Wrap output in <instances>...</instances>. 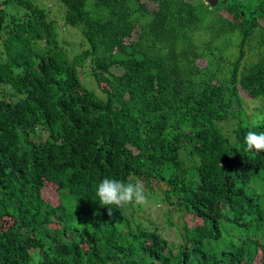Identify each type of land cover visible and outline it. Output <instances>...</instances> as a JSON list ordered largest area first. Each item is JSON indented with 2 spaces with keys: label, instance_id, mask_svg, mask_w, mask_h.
Returning <instances> with one entry per match:
<instances>
[{
  "label": "trees",
  "instance_id": "obj_1",
  "mask_svg": "<svg viewBox=\"0 0 264 264\" xmlns=\"http://www.w3.org/2000/svg\"><path fill=\"white\" fill-rule=\"evenodd\" d=\"M16 1L27 14L9 20L0 61V264H264V151L245 144L264 121L240 95L264 108V0H60L86 46L73 59L49 9ZM104 178L143 182L165 229L179 213L175 238L136 203L109 217Z\"/></svg>",
  "mask_w": 264,
  "mask_h": 264
},
{
  "label": "rangeland",
  "instance_id": "obj_2",
  "mask_svg": "<svg viewBox=\"0 0 264 264\" xmlns=\"http://www.w3.org/2000/svg\"><path fill=\"white\" fill-rule=\"evenodd\" d=\"M6 2L7 0H0V3ZM38 6L49 9L50 18L54 19L57 23V29L60 33L59 35V41L62 44V47L64 49V52L67 54V56L70 59H73L76 54H79L82 50L86 48L85 44H83V36L77 28H74L72 26L65 24V5L60 0H33ZM4 2V3H5ZM143 3H145L150 11L157 8V4L155 2H152L150 0H142ZM4 8L6 14H5V20L3 23V27L1 28V13H0V61L5 59V54L3 53V44L2 40L7 35V29L6 26L9 23V20L12 18L13 15L16 16L17 20L23 19L26 17L27 9L24 8L22 5H20L16 0H10L8 4L4 5L1 4ZM11 23V22H10ZM249 62L253 61L252 56L248 55ZM19 70V68H16ZM113 71L115 73L122 72L121 67H114ZM79 73L82 78V82L91 90H94L95 93L99 96H104V93L101 92L99 89L96 81L91 76L90 69L88 65H84L83 67H79ZM1 90L3 93H10L13 89H11V86L7 84H2ZM241 100H242V106L244 110L247 112L248 115L252 116V122L256 121H264V108L261 106V99L258 98H251L248 93L241 89L240 91ZM17 97H14L16 99ZM256 100L259 101L260 106L255 108H250L248 106V101ZM243 110V111H244ZM244 111V113H245ZM245 116V115H244ZM237 121L230 119L228 121L220 122L219 124L222 126L223 130L230 134L232 132V128L235 126ZM184 158L186 159L187 164L190 163L189 158L187 155H184ZM46 195L47 197L52 201L56 202L58 201V194L56 191H54L51 188L46 189ZM153 200V201H152ZM158 199H152V198H146L145 201L141 204L134 205V211L138 210V215H146V217L153 221H158V223L163 225V234L168 236L169 238L174 239L176 235V227L178 224H182V219L179 216V213H174L172 215L171 220L169 223H166V229H165V204H159ZM189 216V215H188ZM188 220H191L190 216L188 217ZM259 261V260H258Z\"/></svg>",
  "mask_w": 264,
  "mask_h": 264
},
{
  "label": "clouds",
  "instance_id": "obj_3",
  "mask_svg": "<svg viewBox=\"0 0 264 264\" xmlns=\"http://www.w3.org/2000/svg\"><path fill=\"white\" fill-rule=\"evenodd\" d=\"M250 108L259 107V101H248ZM245 144L249 151H264V133L249 131L245 136ZM96 195L99 203L108 206L107 214L109 217L113 215V207L117 209L130 204H141L145 201V187L143 182L124 183L115 179L104 178L97 186Z\"/></svg>",
  "mask_w": 264,
  "mask_h": 264
},
{
  "label": "water",
  "instance_id": "obj_4",
  "mask_svg": "<svg viewBox=\"0 0 264 264\" xmlns=\"http://www.w3.org/2000/svg\"><path fill=\"white\" fill-rule=\"evenodd\" d=\"M212 6L217 5V3L219 2V0H207Z\"/></svg>",
  "mask_w": 264,
  "mask_h": 264
}]
</instances>
